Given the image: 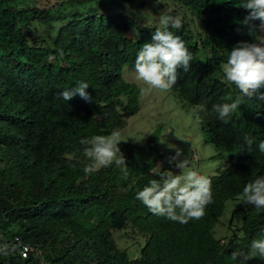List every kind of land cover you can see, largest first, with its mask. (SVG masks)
I'll list each match as a JSON object with an SVG mask.
<instances>
[{"label": "trees", "instance_id": "16d2710c", "mask_svg": "<svg viewBox=\"0 0 264 264\" xmlns=\"http://www.w3.org/2000/svg\"><path fill=\"white\" fill-rule=\"evenodd\" d=\"M133 1L56 0L38 8L0 0V244L18 236L38 247L46 264H264L259 255L245 258L251 241L264 235V210L236 207L232 233L216 238L212 232L225 202L264 175V153L257 147L264 141L259 93L245 97L228 123L211 111L239 94L221 68L230 50L239 41L260 39V21L244 23V0H176L200 29L191 32L185 23L172 29L193 60L187 72L178 69L171 90L188 105H205L197 111L205 142L235 152L210 175L213 202L205 215L181 224L153 215L135 198L156 178L149 172L161 158L154 133L144 144L122 145L127 178L114 164L92 175L83 171L80 138L120 129L139 110L138 87L124 79L123 69L134 67L157 26L137 27L130 15L105 10ZM56 23L50 38L35 32L37 24ZM134 27L136 34L126 36ZM80 80L89 83L91 102L78 95L60 98ZM245 135L254 141L252 153ZM127 225L145 237L136 257L113 236ZM234 251L241 253L235 260ZM41 258L17 251L0 255V264H40Z\"/></svg>", "mask_w": 264, "mask_h": 264}, {"label": "clouds", "instance_id": "9594fccd", "mask_svg": "<svg viewBox=\"0 0 264 264\" xmlns=\"http://www.w3.org/2000/svg\"><path fill=\"white\" fill-rule=\"evenodd\" d=\"M154 3L158 5L165 3V0H154ZM240 7L248 12L244 20L245 24L258 20L261 29L264 30V0H244ZM160 25L155 29L151 41L145 42L138 50L134 71L135 79L142 82L147 91L159 90L166 93L176 84L178 69L182 68L184 72L190 69L193 56L184 40L172 31L182 27L180 17L162 14ZM221 68L224 81L230 86L234 85L239 94L227 97L228 102L213 104L211 111L216 113L222 122L228 123L243 104L245 97L259 93V101H264V92H259L264 88V38H255L252 42L239 41L230 50ZM88 88L89 83L80 80L74 86L60 91L59 96L64 101H68L78 95L85 101L91 102L93 97L88 93ZM205 110V105H198V111ZM176 137L187 141L182 137ZM122 140L125 139H121L120 133L116 130L107 135L97 134L80 138L79 144L82 146L84 158L80 163L83 164L84 173L92 175L114 164L127 178L129 172L126 157L119 147ZM243 140L247 145V151L252 153L253 139L245 135ZM160 142L165 141L160 140ZM257 147L264 153V141H261ZM168 160L169 163H174L179 171L174 172L162 167V163L166 165V160H160V164L155 163L149 172L156 178L149 180L148 184L138 190L135 198L153 215L174 222L186 224L190 220L201 219L205 215L206 206L213 202L210 175L198 169L199 156L195 152L185 156L182 149L176 148L175 154ZM71 166L75 168L76 164L73 163ZM240 203L244 206H252L258 213L264 210V175H257L244 185ZM21 247L18 237L15 242L5 241L0 245V255L15 253ZM239 255L241 253L234 251L232 259L235 260ZM257 255L264 258V235L251 241L249 254L245 258H253Z\"/></svg>", "mask_w": 264, "mask_h": 264}, {"label": "rangeland", "instance_id": "374dc122", "mask_svg": "<svg viewBox=\"0 0 264 264\" xmlns=\"http://www.w3.org/2000/svg\"><path fill=\"white\" fill-rule=\"evenodd\" d=\"M16 3L19 6L28 5L38 8L57 4L56 0H16ZM105 10L109 13L124 12L130 15L135 20L137 27H160V16L163 14L180 17L182 24H187L191 32L200 29L198 19L176 0H165V3L158 5L154 3V0H134L132 3L125 2L110 9L105 8ZM35 26L37 34L50 38L54 36L53 33L58 24H37ZM135 34L136 28L134 27L126 36L133 37ZM259 36L264 38V30L261 28ZM123 77L138 87L139 110L127 118L124 127L116 130L120 133L121 139H125L119 143L120 149L125 142L144 144L148 136L154 133L155 136H158V151L161 155V158L157 159L155 163L159 164L160 160H166V165L164 166L162 163V167L178 172L179 169L175 167L174 163H169L168 158L175 154L176 148H180L185 156L195 152L199 156L198 169L207 175L217 174L226 162L235 158L234 151H226L205 142V132L202 130L197 105H188L182 102L172 90L166 93L159 90L147 91L146 86L135 79L134 67H124ZM168 131L170 132L167 133ZM160 140L165 142L161 143ZM190 149L191 152H189ZM242 205L240 196L225 202L219 221L212 231L216 238L228 237L232 233L233 226L229 227L231 212L234 208ZM235 224L238 225L233 222V225ZM113 236L117 246L125 249L130 257L138 256L139 249L145 241V237L130 225L114 231Z\"/></svg>", "mask_w": 264, "mask_h": 264}, {"label": "built area", "instance_id": "2783aa9c", "mask_svg": "<svg viewBox=\"0 0 264 264\" xmlns=\"http://www.w3.org/2000/svg\"><path fill=\"white\" fill-rule=\"evenodd\" d=\"M17 237L18 236L14 237V242L16 241ZM18 238H19L20 244L22 245V247L19 250V253L22 257H26L32 253V254L41 258V250L38 247L34 246L33 244H31L29 242L23 241L20 237H18ZM0 245H2V244H0ZM40 264H46L42 258H41Z\"/></svg>", "mask_w": 264, "mask_h": 264}]
</instances>
